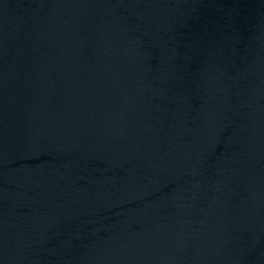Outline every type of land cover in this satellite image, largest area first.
Returning a JSON list of instances; mask_svg holds the SVG:
<instances>
[{
	"label": "water",
	"instance_id": "obj_1",
	"mask_svg": "<svg viewBox=\"0 0 264 264\" xmlns=\"http://www.w3.org/2000/svg\"><path fill=\"white\" fill-rule=\"evenodd\" d=\"M0 264H264V0H0Z\"/></svg>",
	"mask_w": 264,
	"mask_h": 264
}]
</instances>
